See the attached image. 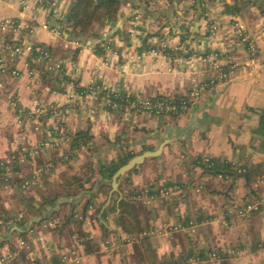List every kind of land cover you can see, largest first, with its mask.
Returning <instances> with one entry per match:
<instances>
[{"label":"crops","instance_id":"crops-1","mask_svg":"<svg viewBox=\"0 0 264 264\" xmlns=\"http://www.w3.org/2000/svg\"><path fill=\"white\" fill-rule=\"evenodd\" d=\"M146 1L123 0L115 21L120 32L111 35L115 28L101 26L100 22L93 29L99 35H84L97 43L81 46L67 40L55 23L52 25L53 18L58 25L63 24L73 0H0V18H15L22 25L21 31L11 37L26 45L49 46L54 61L62 63L69 80H61L55 88L43 80L31 87L30 50L9 59L10 69L20 70L19 76L0 75V157L18 155L24 146H39L36 157L12 174L11 185L0 181V211L4 214H23L24 197L38 205L31 212L24 237L17 223L0 221V259L15 253L0 264H57L69 247L76 248L79 256L72 264H148L142 242H127L124 238L129 235L117 226L114 215L105 221L113 232L101 226L102 207L98 204L105 198L101 188L107 180L100 176L99 169L101 163L116 159L122 147L140 152L143 143L157 148L164 140L169 143L162 154L140 165L126 185L127 189H145L152 184H171L170 194L157 200L147 194L134 198L138 230L159 229L150 238L157 258L179 256L194 246H215L227 247L230 256L203 264H264V214L242 218L227 214L248 201L264 199V0H200L203 15L199 26L197 0H182L177 6L179 16L174 15L171 0H151L148 10L154 16L136 12L141 16L140 32L133 38V19L128 18L135 12L131 4ZM236 1L239 9L232 11ZM237 23L245 25L246 35L257 48L255 63L236 33ZM182 24L191 33L188 47L181 41ZM69 25L66 27L71 32ZM214 26L215 34L211 31ZM157 31L165 37H148ZM6 37L0 33V43ZM146 38L151 45L162 48L167 44L188 54L168 56L157 48L158 55L148 53L138 59L135 52ZM103 39L109 48L97 53L95 46ZM125 65L126 73L122 71ZM221 73L226 77L220 79ZM212 79L217 80L180 115L154 116L115 106L109 110V100L100 98L96 91L81 95L77 89L99 85L141 97L187 96L197 84ZM11 98L38 113L19 123ZM80 130L89 131L92 139L74 150L71 133ZM198 156L232 162L245 172L220 178L192 163ZM35 162L49 169L38 174L21 194L17 180L35 173ZM75 177L90 179L84 183L87 190L67 196L77 187ZM42 194L61 197L54 206L40 207ZM85 194L97 195L95 204L83 214L81 198ZM118 198L114 193L111 202ZM53 212L57 214L54 219L33 226ZM72 212L79 214L81 223L66 222ZM184 220L198 222L195 234L182 233L187 239H181V232L166 230V225ZM79 233L89 235L88 244L82 242ZM21 240H25L24 246ZM114 240L117 245L111 244Z\"/></svg>","mask_w":264,"mask_h":264},{"label":"trees","instance_id":"trees-1","mask_svg":"<svg viewBox=\"0 0 264 264\" xmlns=\"http://www.w3.org/2000/svg\"><path fill=\"white\" fill-rule=\"evenodd\" d=\"M151 0H147L146 3L144 4L143 2L139 3H132V7L135 9V12L132 13L131 19H134V16L137 13H142L145 17H153L154 13L152 11L148 10V3ZM182 0H171L172 6L175 7L173 8L174 15H180L181 11L178 10L177 6ZM74 6L72 10L69 12L68 16V21L69 27H71V32L77 34V35H89L90 37H96L97 35L94 32V26L98 25L102 17L104 15H107L111 20L117 21L118 16L120 14V7L123 2V0H73ZM176 2V3H175ZM175 3V4H174ZM239 9V2L236 1L235 5H233L232 11H238ZM181 30L184 31V33L181 35V41L182 43H185L186 46L188 47V40L190 37V31L186 29V25L182 24L181 25ZM146 31L145 29H143ZM120 32V29H113V33L111 35L118 34ZM152 35H159L161 38H164L165 35H162L159 31L156 32V34L149 33L148 37ZM105 39V38H104ZM102 40L95 46V50L97 53H103L106 48V40ZM41 48V51H37L34 49L31 51V56L28 60L30 67L32 68H37L41 72V78L43 81H45L47 84H51L55 88L58 83H60L61 80H68V76L65 75V70L64 66L55 71L53 69H49V66L53 65L52 63L54 62L53 56H52V50L49 46H46L45 44L39 45ZM154 48H159L158 46L151 45L148 42V38H146L142 44L138 47L139 51H146V50H151ZM159 49H162L164 53H166L168 56H176V55H185L181 50L173 49L169 46L166 47H160ZM45 52L49 53V57L45 58L40 62V65L37 66L35 60L40 57V55L44 54ZM188 54V53H187ZM186 54V55H187ZM185 55V56H186ZM62 78V79H61ZM75 82V81H74ZM78 85V82H75ZM50 85V86H51ZM95 91L97 92V95L100 98H106L109 100L110 104L108 109L112 110L115 107H118L120 110L126 111V110H138L139 111V100L136 94L134 93H128V92H116L112 91L109 88H104L99 85H94ZM78 91L79 93L82 94H87V93H92L90 88H86L83 86H78ZM167 96H156V97H149L151 99H164ZM176 99H183L185 96H174ZM134 104V105H133ZM184 111H179L175 113H169L172 115H180ZM165 115V114H163ZM160 115V116H163ZM262 129L264 130V115L262 117ZM72 137V147L74 150H79L83 145H87L89 141H91L92 136L90 135L89 131H84L80 130L75 133H71ZM143 150L140 152L135 151L134 149L126 146L120 148L118 157L116 159L111 160L110 162L106 163H101L100 164V169H99V174L100 176L104 179L107 180V184L103 185L101 188V192L105 195L104 200L98 204L99 207H102L108 200V195L109 192L112 188L111 186V180L113 175L117 172V170L127 164L134 156L143 153L144 151L147 150H155L156 147L154 145H148L146 143L142 144ZM30 159V158H29ZM204 158L201 156L196 157L192 163L195 165L201 167L202 169L206 170L207 172L210 173H215V174H223L226 176H231L234 177L238 173L232 164V162L229 161H222L218 160L215 158H211L210 162L213 163L211 166H209L208 163L203 162ZM26 163H19L15 162L13 165H11V175L8 177L1 178L0 181L4 184L11 185L13 183V176L12 174L21 167H24ZM138 167H135L132 171L128 172L126 175L122 176L119 181H120V187H119V198L117 200H113L109 206L106 208L104 211L102 218L104 221L108 219L110 215H114V220L117 226H120L123 231L129 235L134 237L138 241L140 240L142 242V245L144 247L145 253H146V258H147V263L148 264H178V263H186L190 259L194 258L197 260H208L210 259V256L212 254H216L215 260H225L230 256V250L225 247V250H222L223 247H215V246H208L204 248H199L197 246H194L191 250L183 252L179 256H172L169 258H164L162 260H159L153 250L152 242H151V236L150 235H143V231H139L137 226V211L136 207L134 204V198H139V196L147 194L149 196L151 195H161V191L163 188H170L171 184H164L162 186H156V185H149L148 188L145 189H127V186L129 185V178L133 172L138 171ZM2 173H6L5 169L0 170ZM33 173H31L29 176L26 178L18 179V189L19 192L22 194L23 188H26L24 186L25 181L28 179H32ZM90 181V179H83L81 177H75L74 178V183L77 184L76 189H74L72 192H69L67 196H75L79 195L83 191L87 190L84 183ZM127 185V186H126ZM97 194H85L82 196V200L84 201V204L82 206V213L85 214L90 206L92 204H95V198ZM41 201H39V206L44 207L47 205L54 206L56 205L57 201L61 197L60 194H42L41 195ZM24 202H25V209L22 210L23 214H21V217L19 216L16 217H11L9 214L5 213L3 211H0V221L2 222H9L13 221L14 223H17L19 227L22 229L19 231V234L21 237H24L27 232H26V227L27 224L30 221L31 217V212H34L37 209V201H35L32 198L26 199L24 197ZM62 205V204H61ZM56 212L48 217V215H43L41 220L34 222L33 226L38 224V223H43L45 221L54 219L56 216ZM78 213L72 212L66 216V222L71 223V222H77L81 223V219L78 217ZM189 220H184L183 222L188 223ZM101 226L103 227L104 231L106 232H113V230H109V227L107 223L102 222ZM142 234V235H141ZM79 238H83V243L88 244V237L89 235L87 233H79ZM87 239V240H86ZM5 241H3V244ZM1 245V241H0ZM89 248V247H88ZM60 259L57 264H59Z\"/></svg>","mask_w":264,"mask_h":264},{"label":"built area","instance_id":"built-area-1","mask_svg":"<svg viewBox=\"0 0 264 264\" xmlns=\"http://www.w3.org/2000/svg\"><path fill=\"white\" fill-rule=\"evenodd\" d=\"M38 2H43V0H37ZM141 16L139 14H135L134 19H133V27L131 28L130 31V35L131 37L135 38L137 36V33H139L140 29L139 27V20H140ZM236 33L237 35L241 38L242 42L247 46L248 51L251 55V59L252 62L255 63L257 62V48L255 46V44L249 40L248 36L246 35V28L245 25L243 23H237L236 25ZM22 29V25L21 23L15 19V18H0V33L7 35V37L5 38V41L3 43H0V75H7V74H12L14 76H19L21 74L20 70L18 69H10L9 66V59L10 58H18L20 56H23L24 53L27 50L32 51L33 47L35 50L37 51H41V48L39 47V45L36 44H30V45H26L24 43V41H15L11 36H14L15 34H17L18 32H20ZM212 33L215 34L217 32V27L214 26L212 28ZM168 46L167 44L163 45V48ZM108 47V46H107ZM109 48V47H108ZM175 48H178V46H175ZM148 53H152L154 55H158L160 53L159 50L157 49H151L148 51H139L136 50L135 55L136 58L138 59H143V57H145V55H147ZM50 55L49 53L45 52L44 54L40 55V57H38L35 62H42V60H44L45 58H48ZM53 65L49 66V69H53L55 71L61 69L63 67L62 63L54 61L52 63ZM216 68H219V65L216 64L215 65ZM122 71L124 73L127 72V66L125 65L122 68ZM28 73L30 76V85L31 87H36L38 86V84H41L42 82V78H41V72L39 69L37 68H32V67H28ZM226 77V74L221 73L220 75V79H223ZM217 79H212L208 82H203V83H199L197 84L192 91L189 93V95L185 96V98L183 99H176L174 96H167L164 99H151L149 97H141L138 96V100H139V111L149 114V115H154V116H160L163 114H169V113H175V112H179V111H186V109L189 107V105L191 104V101L195 98H198L199 96H201L205 90H207L208 87H210L213 83L216 82ZM1 84V83H0ZM95 86L92 85L90 86V90L91 92H95ZM81 95H84L82 93H80ZM10 103L16 108L17 113H18V120L21 123L23 118L25 117H33L34 115H36L38 113L37 110H26L24 107H21L18 105L17 100L14 98L10 99ZM134 105V104H133ZM46 146L49 145V143H45ZM39 151V146L38 147H27V148H22L20 154L18 155H13L9 158H0V170L5 169L6 173H2L0 172V179L4 178V177H8L11 175V165H13L15 162H19V163H27V161L29 160V158H33L35 155H37ZM22 153V154H21ZM204 163H208L209 166H211L213 163L210 162V157L206 156L203 157ZM237 173L238 174H242L245 172L244 168H240L237 167L235 164H233ZM48 166L47 165H38L37 170L35 171V173H33V177L32 179H28L25 181L24 186H29L31 185L35 179H37L38 174L48 170ZM218 176L220 178H232L231 176H226L223 174H218ZM171 188H163L161 191V195L160 196H166L168 194H170ZM143 195L139 196V198H141ZM151 199L153 200H157L159 198L158 195H151L150 196ZM263 213L264 214V199H254L251 201H248L238 207H236L235 209H230L228 211V215L231 216H235V217H248L250 215H252L253 213ZM21 217V215L19 216V218ZM198 226V222L195 220H190L188 221V223L185 222H178L175 224H171V225H166V230H171L173 232H183L185 234H192L196 231V227ZM159 233V229H149V230H145L143 231V235H155ZM141 234V235H142ZM127 242H133L136 239L132 236L129 237H125L124 238ZM25 240H21L20 241V245L24 246L25 245ZM109 242L106 241V245H108ZM112 245H115V242L112 241L111 243ZM226 248H223L222 250H225ZM15 256V253L10 252L7 253L6 255H4L0 261L1 262H5L9 259H12ZM216 254H212L210 256V259L208 260H197V259H190L188 262L186 263H178V264H193V263H199V264H203L204 262L210 261L212 259L215 260ZM76 260L78 261L79 256H78V251L76 248H72L67 252H64L62 254V256L60 257V262L59 264H69L72 260Z\"/></svg>","mask_w":264,"mask_h":264},{"label":"water","instance_id":"water-1","mask_svg":"<svg viewBox=\"0 0 264 264\" xmlns=\"http://www.w3.org/2000/svg\"><path fill=\"white\" fill-rule=\"evenodd\" d=\"M73 6H74V3L71 4V6L69 7V11H68L67 15L65 16V19H64V22H63L62 25H58L55 22L54 18L52 19V25L55 23L54 26H57L58 29L61 31V33L69 41L81 43V46H83V45H95L97 43V41L87 39L84 35H77L75 33H71V32L68 31V29L66 27V24H67V21H68L69 12L72 10ZM197 9L199 11L198 16H197V25L199 26L200 18L203 15V7L201 5V1L200 0H197ZM129 17H131V15ZM100 25L101 26H110V27L115 28V29L118 27V23L115 22V21H112L107 15L103 16V19H102ZM99 34L100 33L98 32L97 35H99ZM168 143H169V140H164L155 150H147V151H144L141 154H138V155L134 156L127 164L121 166L117 170V172L113 175L112 180H111L112 188H111V190L109 192L108 200L102 206V208L100 210V213H99V219H100L101 222L105 223V221L102 218V215H103L104 211L106 210V208L109 206V204H110V202L112 200L113 194L116 193V192L118 193V191H119V187H120L119 179L122 176L126 175L128 172L132 171L135 167H139L140 165H142L147 159L153 158V157H157V156L161 155L163 150H164V148H165V146Z\"/></svg>","mask_w":264,"mask_h":264},{"label":"rangeland","instance_id":"rangeland-1","mask_svg":"<svg viewBox=\"0 0 264 264\" xmlns=\"http://www.w3.org/2000/svg\"><path fill=\"white\" fill-rule=\"evenodd\" d=\"M19 122V121H18ZM20 123V122H19ZM27 147H31V148H33V147H38V145H34V146H24L23 148H27ZM20 152L21 151H19V153L18 154H20ZM22 154V153H21ZM9 157H11V156H9ZM9 157H4V158H9ZM36 157V155L33 157V158H35ZM1 158V157H0ZM32 161H33V159H32ZM34 165H35V167H38L37 165V162H35L34 163ZM36 171H38L37 169H36ZM196 232V231H195ZM195 232L194 233H192V234H195ZM183 232H181V239H187L186 237L187 236H183L184 234H182ZM114 242H115V245H117L118 243H117V241L116 240H114ZM72 248H74V247H69V248H67V250L66 251H64V252H67V251H69L70 249H72ZM213 260V259H212ZM73 262H76V260L74 259V260H72L69 264H72ZM207 263V262H206ZM193 264H199V263H193Z\"/></svg>","mask_w":264,"mask_h":264}]
</instances>
